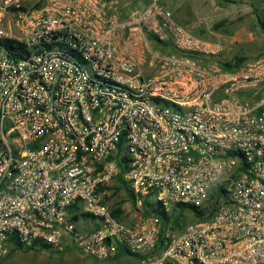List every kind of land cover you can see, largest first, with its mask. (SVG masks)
Instances as JSON below:
<instances>
[{
    "label": "built area",
    "instance_id": "obj_1",
    "mask_svg": "<svg viewBox=\"0 0 264 264\" xmlns=\"http://www.w3.org/2000/svg\"><path fill=\"white\" fill-rule=\"evenodd\" d=\"M126 7L0 0V264L17 243L97 261L264 264V52L226 70L160 0ZM120 175L133 224L108 200ZM146 199L203 216L165 226Z\"/></svg>",
    "mask_w": 264,
    "mask_h": 264
},
{
    "label": "crops",
    "instance_id": "obj_2",
    "mask_svg": "<svg viewBox=\"0 0 264 264\" xmlns=\"http://www.w3.org/2000/svg\"><path fill=\"white\" fill-rule=\"evenodd\" d=\"M127 5L125 12L129 13L134 9H141L150 0H122ZM166 7L171 9L178 22L185 24L196 34L201 35L215 47L220 49V53L225 60H233L235 56L255 57L259 53H250L254 45V33L249 27H235L233 17L223 7L226 6L224 0H160ZM224 10V11H223ZM220 18V20H217ZM225 20L226 23L219 29L214 25ZM260 27V25H259ZM208 35L210 37H208ZM260 46V45H259ZM249 50V53H245ZM128 198L127 191L122 189ZM112 206V205H111ZM114 206V205H113ZM123 222L133 224L138 216V210L129 206V199L122 203ZM79 227L91 230L95 226L94 220L82 218L78 220Z\"/></svg>",
    "mask_w": 264,
    "mask_h": 264
},
{
    "label": "rangeland",
    "instance_id": "obj_3",
    "mask_svg": "<svg viewBox=\"0 0 264 264\" xmlns=\"http://www.w3.org/2000/svg\"><path fill=\"white\" fill-rule=\"evenodd\" d=\"M147 4L148 3L144 6ZM223 8L228 12L230 18L233 17L235 24L232 26L237 28L246 27V29L249 27L252 28L255 38L253 42L256 46L250 53L253 55L254 53H259L258 55L263 53L264 32L261 27H259V22L256 14L254 13V9L257 8L264 18V0H236V2L233 3L226 2V6ZM217 20H220V18H217ZM183 25L185 24L183 23ZM208 37L210 36L208 35ZM245 53H249V50H245ZM255 57L248 56L247 58L253 59ZM120 199H126V195L123 190L111 200V204L119 201ZM156 207L157 210L161 209V206L159 205ZM185 219L189 221H197V218L190 212L186 213ZM7 264H138V262L135 257L131 256H121L112 260L96 262L91 258L81 255L76 250L67 249L65 251H59L52 248L47 250L30 251H22L18 249L7 260Z\"/></svg>",
    "mask_w": 264,
    "mask_h": 264
},
{
    "label": "trees",
    "instance_id": "obj_4",
    "mask_svg": "<svg viewBox=\"0 0 264 264\" xmlns=\"http://www.w3.org/2000/svg\"><path fill=\"white\" fill-rule=\"evenodd\" d=\"M226 2H236V0H224ZM254 13L257 16L259 25L262 29V31L264 32V18L263 16L260 14L259 10L257 8L254 9ZM226 23L225 20L218 22L217 24L214 25L215 29H219L221 26H223ZM9 49H13V46H9ZM248 58L245 56H235V58L233 60H222L221 64L223 66L224 69L226 70H234L235 68H237L238 66H240L241 64H243L245 61H247ZM123 180V176L120 175L118 176V181H122ZM122 189H125L127 191V195L128 198L126 199H131L133 200L134 197L131 195L129 187L127 186V184L125 182L122 181V185L116 187L115 193L113 194V196L111 198H109L108 200H111L112 198H114L115 196L118 195L119 192L122 191ZM126 199H120L117 202H113L112 206H111V210L112 213L114 215V217H116L118 220L122 221L123 220V212L121 209V205L123 202L126 201ZM114 205V206H113ZM145 205L149 206L148 208H145V216H157L159 217L165 226H167L168 224H170L171 222L174 223V225L178 228H183L186 223L187 220L185 219L186 213L190 212L192 213L197 219H201L203 216V212L198 211L195 207L193 206H186V205H178L177 207H175L172 211L168 212L166 210H164L162 207L160 210H157V205L153 202H151L149 199L145 200ZM78 206H75V208H77ZM82 215H77L74 216V220L78 221L80 219ZM86 216V215H85ZM89 216V215H88ZM13 241V239H12ZM22 250V251H30V250H47V249H52V246L47 245V244H43L41 247L39 248H23L22 245L20 244H16L14 247H12L9 251V253L6 256L5 259V264H7V260L10 258V256L16 251V250ZM92 259V258H91ZM96 262V259H93Z\"/></svg>",
    "mask_w": 264,
    "mask_h": 264
}]
</instances>
